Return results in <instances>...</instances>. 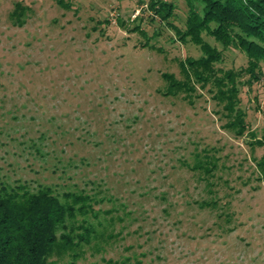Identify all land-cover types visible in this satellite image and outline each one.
<instances>
[{
    "label": "rangeland",
    "instance_id": "374dc122",
    "mask_svg": "<svg viewBox=\"0 0 264 264\" xmlns=\"http://www.w3.org/2000/svg\"><path fill=\"white\" fill-rule=\"evenodd\" d=\"M148 1L0 0V189L93 199L67 230L87 226L91 242L62 262L264 264V75L241 86L240 137L209 87L194 104L164 95L163 74L182 78L180 61L202 52ZM167 1L184 29L186 3ZM247 63L231 48L218 67ZM201 152L209 172L196 167Z\"/></svg>",
    "mask_w": 264,
    "mask_h": 264
},
{
    "label": "trees",
    "instance_id": "16d2710c",
    "mask_svg": "<svg viewBox=\"0 0 264 264\" xmlns=\"http://www.w3.org/2000/svg\"><path fill=\"white\" fill-rule=\"evenodd\" d=\"M188 7L185 28L171 23L175 4L167 0H149L148 10L168 23L182 42H191L202 52L199 58L180 61L182 78L165 73L167 87L164 95H184L194 104L199 89L213 93V100L222 106L227 118L225 127L244 136L248 130L246 113L240 108L241 86L252 87L263 79L264 64V0H182ZM25 7L16 5L12 13L17 25H23ZM135 27L134 31H140ZM207 34L222 46L219 49L204 39ZM231 48L243 52L248 65L242 69H222L224 53ZM246 78V79H245ZM253 136V135H252ZM264 146V138L256 141ZM210 155L196 156V167L210 171L215 167ZM258 166L264 169V157ZM93 199L68 193L61 199L49 187L33 192L23 187L0 189V264H74L62 262L61 257L75 251L80 244H90L93 229L79 227L82 234H74L69 225L78 214L92 211ZM90 202V203H89ZM73 254V257H77ZM56 258V259H55Z\"/></svg>",
    "mask_w": 264,
    "mask_h": 264
}]
</instances>
